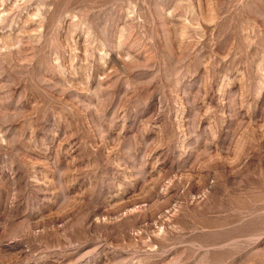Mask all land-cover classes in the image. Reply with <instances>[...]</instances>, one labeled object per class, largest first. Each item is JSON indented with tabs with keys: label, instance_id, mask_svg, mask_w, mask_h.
I'll use <instances>...</instances> for the list:
<instances>
[{
	"label": "rangeland",
	"instance_id": "obj_1",
	"mask_svg": "<svg viewBox=\"0 0 264 264\" xmlns=\"http://www.w3.org/2000/svg\"><path fill=\"white\" fill-rule=\"evenodd\" d=\"M0 264H264V0H0Z\"/></svg>",
	"mask_w": 264,
	"mask_h": 264
}]
</instances>
